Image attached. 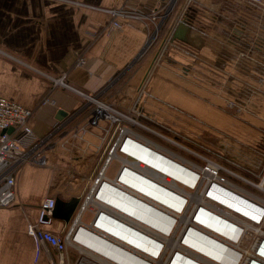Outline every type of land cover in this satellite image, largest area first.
<instances>
[{
    "label": "crops",
    "instance_id": "1",
    "mask_svg": "<svg viewBox=\"0 0 264 264\" xmlns=\"http://www.w3.org/2000/svg\"><path fill=\"white\" fill-rule=\"evenodd\" d=\"M126 1L136 3L0 0V94L35 110L32 122L37 136L51 130L59 108L72 112L81 103L76 93L57 87L52 91L57 106L40 107L43 96L51 91L41 71L52 75L67 72L68 82L91 91L137 60L148 29L140 21L130 20L121 29L109 30V15L100 8ZM186 15L195 27L180 25L163 57L156 54L157 45L145 51L139 63L128 69L126 85L122 83L124 74L102 97L120 106L122 97L131 99L148 73L153 96L212 119L216 116L209 114L214 106L205 99L208 90L237 93L247 80L259 89L252 101L264 117V83L258 84L256 79L259 63L264 61V12L243 0H194ZM255 41L258 44L254 46ZM187 48L195 55L187 53ZM238 51L248 55L235 65L232 61ZM81 55L87 58L85 66L75 65ZM154 57L163 59L162 64L148 72ZM224 72L231 80L225 79ZM145 99L143 107L147 108L152 100ZM57 144L47 148L45 163L22 166L17 173L15 201L0 206V264H49L44 256L35 260V242L27 233V223L36 218L44 196L54 193L51 161ZM68 222L55 217L49 227L59 230Z\"/></svg>",
    "mask_w": 264,
    "mask_h": 264
},
{
    "label": "bare ground",
    "instance_id": "2",
    "mask_svg": "<svg viewBox=\"0 0 264 264\" xmlns=\"http://www.w3.org/2000/svg\"><path fill=\"white\" fill-rule=\"evenodd\" d=\"M102 107L107 108L106 105H102ZM109 113L111 114V112ZM123 150L128 155L111 154V157L114 156L122 161L120 171L114 176L101 172L95 183L98 186H96L94 192V195L97 194L95 195L96 198L88 197V201L96 206L99 212L102 211L96 224L86 222L80 217L73 224L76 229L82 226L74 238L80 243L79 248L87 253L86 260L81 263L149 264L148 260L141 256L147 257L142 251L144 250L147 253L156 251L160 241L163 246L161 253L158 258H152L150 263L168 264L169 252L171 253L173 250L185 251L187 249L183 245V241L180 240V236L189 225H194L197 229H189L186 244L195 250H193V253H195L194 259L197 261L202 262L205 257L208 258L207 261L202 263L242 264L246 257L251 258L252 250L244 247V241L252 229L256 230L254 244L257 242L256 248L264 253L263 228H252V226H264V216L258 222L259 224H248L240 217H235L229 211L235 210L227 206L228 202L231 204H233V201L236 204L241 202L245 210H249L250 215L247 216H255L254 219L258 221L259 214L264 212V198L253 192L255 197L251 198L236 190V188L242 190L240 186L231 182H229V186H226L222 183L224 181L216 179L218 173L216 174L213 170L219 168L217 163L211 161L208 163L209 167L204 168V166H200L186 156L170 150L141 133H137L136 140L127 141ZM197 176H199L198 181ZM205 177L211 180L207 179L204 183H201ZM174 180H179L194 188H203L204 185L210 182L223 185L226 187L225 193L211 190L208 196L213 197L216 201L218 200V203L225 206L227 211L219 208L213 201L207 200L205 196L201 195L200 197L197 192H193L194 188L180 187ZM229 189L232 192H229ZM146 195L154 198L156 202ZM224 195H226L225 198L221 197ZM242 198H246L245 202L240 201ZM185 199L187 203L184 207L182 203ZM165 206H170L177 213L172 212ZM193 207L195 209L192 210ZM198 208L199 211L196 217L208 229L194 223L193 218L189 216L191 210L193 213ZM181 211L183 212L178 213ZM122 220L129 221L133 227ZM94 221H96V218ZM86 227H90L92 232ZM240 227H242L243 232L238 235ZM153 228L159 229L163 233H157ZM198 229L202 232H199ZM129 232H133L134 235ZM218 232L227 237L220 235ZM190 234L199 239L191 240L189 238ZM221 242H224L233 250ZM224 249L228 250L227 255L222 252ZM254 253L256 255L252 259H258L264 264V255ZM209 257L219 261V263L213 262ZM196 260L185 257V259L176 260L175 264H201ZM251 264L259 263L252 262Z\"/></svg>",
    "mask_w": 264,
    "mask_h": 264
},
{
    "label": "built area",
    "instance_id": "3",
    "mask_svg": "<svg viewBox=\"0 0 264 264\" xmlns=\"http://www.w3.org/2000/svg\"><path fill=\"white\" fill-rule=\"evenodd\" d=\"M247 5L253 6L264 12V0H243ZM194 2V0H136V3H131L130 1H126L121 5L114 7H100L109 15V25L108 29H121L123 24L126 21L134 20L140 21L143 27L148 29V38L143 50L137 59L141 57V55L147 51L149 48L157 45L156 54L158 57H163L170 46L174 43L175 34L178 27L182 24L189 25L191 27H195L188 19L187 12L189 6ZM203 32V31H202ZM258 42L255 41V45ZM187 53L194 56L195 52L187 48L185 49ZM248 52L246 51H238L236 54L235 60H233V64H241L245 57H247ZM87 63V58L83 55L78 56L75 65L85 66ZM130 63L125 70L118 71L115 75L108 78V80L98 89L87 91L83 88H79L70 82H68L67 77L68 73L63 72L60 75H52L46 72H42L43 75L47 77L50 82V89L45 96L40 101L39 106L45 105H53L57 106V100L52 95V91L57 87L65 88L69 91L76 93L81 98V103L77 108H75L72 112H68L65 117L62 119H56L52 125L51 130L42 135L37 136L34 128L32 119L34 117L35 110L14 100L8 98L4 95L0 94V206H10L16 199L17 191H16V179L18 171L25 164H42L46 162V150L50 145H55L63 140L65 133H59L58 130L61 127H64L67 123L70 122L75 116H80L89 108H94L92 110V118L96 120V123L106 118L112 117V113H114L115 119H118L116 124V130L119 128L118 142L117 143L121 153H126L123 150L125 143L127 141H134L137 139V131L132 129L131 127L121 123L125 118L130 119L134 123L141 124L137 119L128 116L124 111H119L118 109L111 106V104L105 100L102 96L105 92L110 89L121 76L128 71L132 64ZM259 72L257 73V82L258 84L264 83V61L259 63ZM225 79L231 80V78L227 75L226 72ZM233 77V75H232ZM143 80V79H142ZM143 81L139 84L138 91L132 96L131 99L129 97H122L120 105H126L127 109L136 112L137 117L147 116L148 112L145 111V108L141 107V103L146 94V84L147 81L142 84ZM229 91V90H228ZM259 89L256 88L255 85L251 84L247 80L243 82L242 87L238 90L237 93L228 92L230 97L227 99L229 103L233 106L238 107L239 109L251 108L246 105V102L249 103L252 99V95L258 92ZM151 95V94H150ZM235 95V96H234ZM168 103V102H167ZM95 104L96 106H93ZM102 105H106L107 108H103ZM111 112V114L108 112ZM109 114V115H108ZM134 114V113H133ZM149 117V116H147ZM113 118V117H112ZM94 120V121H95ZM114 120V119H113ZM12 127L10 131L9 128ZM65 131V130H63ZM64 141V140H63ZM123 171V169H122ZM96 183V182H95ZM93 184L91 190L88 192V196L80 202L78 206L77 214L75 215L76 220L78 217L84 220L86 214H89L90 219L84 220L86 222H90L91 224H96L99 216L102 211L99 212L96 206L92 205L88 201V197H93L96 188L98 187L96 184ZM97 186V187H96ZM225 188L223 185L219 183H213L210 186V191L215 190L216 192L225 193ZM99 189V188H98ZM229 192H232L229 189ZM97 195V194H95ZM246 199V198H245ZM80 201V200H79ZM240 201H243L240 199ZM239 202V201H238ZM56 203L55 195H45L44 198L38 204V213L34 220H29L27 223V233L33 238L35 242V260H39L42 256H44L49 264H71L69 255H68V246L76 247L80 253H83L82 249L79 248L80 243L76 241L74 238L77 235L79 228L82 226L73 227L75 221L72 222L71 226H68V223L65 224L61 229L54 230L50 228V224L54 221L53 216V208ZM195 207L192 208V210ZM191 210V211H192ZM229 210V209H228ZM199 208L194 213V218L198 213ZM224 211H227L225 208ZM232 212L235 217H240L248 224H259L258 222L262 220V216H264V212L259 214V220L256 221L255 216H247L245 214H240L238 212L229 210ZM75 213V212H74ZM73 213V214H74ZM231 215L233 216V214ZM73 217V215H72ZM96 218V221L94 219ZM234 218V217H233ZM194 220V219H193ZM126 224L131 225L129 221H124ZM249 221V222H248ZM110 222V221H109ZM194 223H196L194 221ZM133 227V226H132ZM88 230L92 232L90 227ZM194 228V225H189L183 231L180 236V240L183 241V245L187 248L185 251L173 250L171 253L169 252V257L167 259L168 264H175L176 260L185 259V257L194 259L195 253H193L192 248H190L186 244L187 234H189V229ZM91 229V230H90ZM155 232H161L159 229L153 228ZM199 232L200 229H198ZM242 227L238 230V235L242 233ZM75 233V234H74ZM133 234V232H129ZM219 233V232H218ZM74 234V235H73ZM220 235L225 236L222 233ZM134 235V234H133ZM118 238V237H117ZM189 238L191 240L199 239L196 236L190 234ZM229 238V237H228ZM73 243H70V242ZM158 241V240H157ZM159 246L156 251L147 253L143 250L142 252L147 255V257L143 258L148 260L149 264H151L152 258H158L163 248L162 243L159 241ZM226 247H229L224 242H221ZM73 244V245H71ZM224 249L222 252L224 254H228V250ZM233 250V248H231ZM130 251V250H129ZM195 251V250H194ZM253 251L263 255L259 248L253 247ZM198 252V251H196ZM199 253V252H198ZM201 254V253H200ZM233 255V252H232ZM231 255V256H232ZM207 257H205L204 261H207ZM215 263H219V261L210 258ZM85 261V259L83 260ZM197 261V260H196ZM202 261V262H204ZM200 262V261H197ZM201 264H205L202 263ZM252 262L261 263L258 259H252L246 257L242 264H251ZM145 264V263H141Z\"/></svg>",
    "mask_w": 264,
    "mask_h": 264
},
{
    "label": "rangeland",
    "instance_id": "4",
    "mask_svg": "<svg viewBox=\"0 0 264 264\" xmlns=\"http://www.w3.org/2000/svg\"><path fill=\"white\" fill-rule=\"evenodd\" d=\"M156 59L150 70L156 65L162 64L163 59ZM139 60L140 58L133 64L137 65ZM124 74L126 75L127 71ZM147 75L145 74L141 80L143 81L141 85L147 81L145 97L152 100V104L147 108L145 107L149 117L145 115L137 117L136 112L127 109L126 105L118 106L110 103L112 107L124 111L128 116L138 118L141 124L126 118L121 123L170 150L186 156L204 168L209 167L208 163L211 161L217 163L219 168L213 170L216 174L218 173L216 179L224 181L222 183L226 186H229V182L240 186L242 190L238 188L236 190L251 198L255 197L253 193L264 198V117L258 114L252 99L249 103L246 102V105L251 108L239 109L229 103L227 97H230V94L224 89H218V93L208 90L205 99H208V104L214 106L209 114L213 113L216 117L212 119L207 116L201 117L202 115L198 116L192 110L181 106L177 107L175 104L167 103L163 99L153 96L149 89L151 76L147 77ZM128 79L127 75L124 76L122 83L126 85ZM191 81L195 82L194 78H191ZM256 94L254 93L252 98ZM144 100L146 99L143 98L142 108ZM93 106L96 105L93 104ZM93 109L89 108L80 116H75L58 130V135L59 133H69V136L63 137L64 141L62 140L57 144L56 149L53 150L54 156L51 161L54 174L53 195L57 194L65 199L78 196L79 204L88 196L89 190L101 172L114 176L120 171L122 161L114 156V158L111 157V154L124 155L117 145V143L119 144L117 140L119 128L116 130L118 119H115L114 113L111 115L113 118L106 117L99 122L100 124H97L96 120L92 118ZM207 179L210 178L205 177L201 183ZM193 192H197L200 197L201 195L206 197V194L210 193V189L204 192L203 188L197 187L193 189ZM225 196L221 197L225 198ZM93 197H95L94 194ZM241 200L245 202L244 198ZM232 203L228 202L227 206L240 214L250 215L249 210H245L241 202L236 204L233 201ZM79 204H77L68 226H71L72 222L75 221ZM194 204L196 203L194 202ZM89 219V214H86L84 220ZM57 220H61L63 223L66 221L61 217H57ZM260 227L264 231L262 225L259 227L252 226V228L257 229ZM255 232L256 230L252 229L244 241V247L252 250L251 258L256 255L253 247L256 248L258 245L257 242L254 244ZM251 245L253 246L251 247ZM262 254L264 255V253ZM68 255L71 264H84L81 262L86 260L87 253H80L76 247L69 245ZM88 261L90 262L89 259Z\"/></svg>",
    "mask_w": 264,
    "mask_h": 264
},
{
    "label": "water",
    "instance_id": "5",
    "mask_svg": "<svg viewBox=\"0 0 264 264\" xmlns=\"http://www.w3.org/2000/svg\"><path fill=\"white\" fill-rule=\"evenodd\" d=\"M155 57L153 58L148 71L150 70L152 63L154 62ZM147 75V74H146ZM57 118L58 119H62L67 113L68 111L63 109V108H59L57 110ZM9 130H12V127L9 128ZM79 202V197L78 196H73L70 199H64L61 196L57 195L56 196V203L55 206L53 208V216L54 217H61L63 219H65L66 221H69L70 218L72 217L76 206Z\"/></svg>",
    "mask_w": 264,
    "mask_h": 264
},
{
    "label": "trees",
    "instance_id": "6",
    "mask_svg": "<svg viewBox=\"0 0 264 264\" xmlns=\"http://www.w3.org/2000/svg\"><path fill=\"white\" fill-rule=\"evenodd\" d=\"M156 46V45H155Z\"/></svg>",
    "mask_w": 264,
    "mask_h": 264
}]
</instances>
